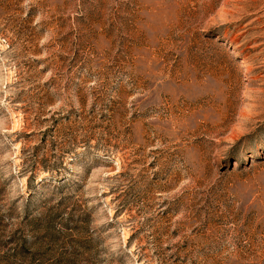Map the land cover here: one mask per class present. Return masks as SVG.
<instances>
[{"label": "rangeland", "instance_id": "obj_1", "mask_svg": "<svg viewBox=\"0 0 264 264\" xmlns=\"http://www.w3.org/2000/svg\"><path fill=\"white\" fill-rule=\"evenodd\" d=\"M0 264H264V0H0Z\"/></svg>", "mask_w": 264, "mask_h": 264}, {"label": "trees", "instance_id": "obj_2", "mask_svg": "<svg viewBox=\"0 0 264 264\" xmlns=\"http://www.w3.org/2000/svg\"><path fill=\"white\" fill-rule=\"evenodd\" d=\"M46 170V172H52L53 170L50 169L48 166L44 168ZM33 179V178H32Z\"/></svg>", "mask_w": 264, "mask_h": 264}]
</instances>
